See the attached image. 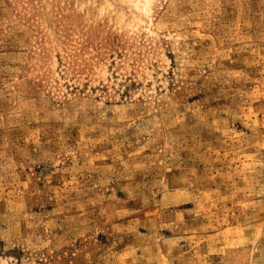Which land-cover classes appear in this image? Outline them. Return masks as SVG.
<instances>
[{"label": "rangeland", "instance_id": "374dc122", "mask_svg": "<svg viewBox=\"0 0 264 264\" xmlns=\"http://www.w3.org/2000/svg\"><path fill=\"white\" fill-rule=\"evenodd\" d=\"M0 264H264V0H0Z\"/></svg>", "mask_w": 264, "mask_h": 264}, {"label": "bare ground", "instance_id": "6f19581e", "mask_svg": "<svg viewBox=\"0 0 264 264\" xmlns=\"http://www.w3.org/2000/svg\"><path fill=\"white\" fill-rule=\"evenodd\" d=\"M146 4H149V0H146Z\"/></svg>", "mask_w": 264, "mask_h": 264}]
</instances>
